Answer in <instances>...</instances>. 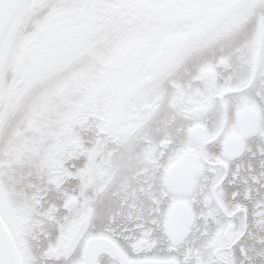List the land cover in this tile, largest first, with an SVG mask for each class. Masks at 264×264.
Returning <instances> with one entry per match:
<instances>
[{
	"label": "snow or ice",
	"instance_id": "obj_1",
	"mask_svg": "<svg viewBox=\"0 0 264 264\" xmlns=\"http://www.w3.org/2000/svg\"><path fill=\"white\" fill-rule=\"evenodd\" d=\"M187 27L208 46L110 149L0 173V264H264V0Z\"/></svg>",
	"mask_w": 264,
	"mask_h": 264
},
{
	"label": "trees",
	"instance_id": "obj_2",
	"mask_svg": "<svg viewBox=\"0 0 264 264\" xmlns=\"http://www.w3.org/2000/svg\"><path fill=\"white\" fill-rule=\"evenodd\" d=\"M123 1L43 0L18 18L0 60V173L6 184L40 160L57 133L55 127L63 119L66 101L69 99L71 109L78 108L83 102L79 95L91 92L102 80L109 60L101 58L106 52L97 47L113 48V55H118L125 48L142 45L149 37L150 31L139 21L104 12L120 7ZM88 8L99 10L89 15L98 30L52 68L19 87L15 97L10 98L18 82L15 69L23 49L42 41L38 35L53 19L64 14L81 15Z\"/></svg>",
	"mask_w": 264,
	"mask_h": 264
},
{
	"label": "flooded vegetation",
	"instance_id": "obj_3",
	"mask_svg": "<svg viewBox=\"0 0 264 264\" xmlns=\"http://www.w3.org/2000/svg\"><path fill=\"white\" fill-rule=\"evenodd\" d=\"M158 6L162 12L159 44L155 48L151 45L131 47L117 56L115 61L105 62L108 78L101 84L99 92L79 95V98L85 100L79 108L71 109L69 99L66 101L63 119L55 127L57 133L53 141L47 144L40 160L32 163L31 168L20 177L27 180L38 165L58 163V158H66L71 165L74 160L86 154L110 149L112 134L135 120L148 98L166 83L170 75L167 68L190 59L208 46L197 41L187 26L209 18L227 26L236 14L239 0L211 7L203 4L184 6L175 0H159ZM168 46H171L167 56L169 58L157 70H150L148 67L151 61L162 48ZM97 49L106 52L101 58H115L113 48L99 46ZM139 49H148L149 53L141 60L134 57V61L132 59L127 66L124 65L126 68L117 70L120 62H123L124 54L131 51L136 53ZM108 84L112 90L106 92Z\"/></svg>",
	"mask_w": 264,
	"mask_h": 264
},
{
	"label": "rangeland",
	"instance_id": "obj_4",
	"mask_svg": "<svg viewBox=\"0 0 264 264\" xmlns=\"http://www.w3.org/2000/svg\"><path fill=\"white\" fill-rule=\"evenodd\" d=\"M43 0H23L20 10L15 15L12 24L8 25L5 31V36L0 43V60L5 56L7 46L10 42L13 30L18 22V18L28 8L39 5ZM159 0H125L120 7L105 9V13L112 16L123 15V18H128L132 21H139L150 31L149 37L146 38V43L143 46L151 45L155 48L159 44L160 22L162 19L161 9L158 6ZM97 8H88L81 15L64 14L56 19H53L46 25L44 30L39 33L35 45H28L23 49L21 57L17 62L15 75L18 78L16 87L10 94V98L16 95L17 89L33 81L38 75L46 72L65 55H69L78 44L94 34L98 29L95 21L89 18V15L97 13ZM124 10V13L121 12ZM110 11V12H109ZM132 52V51H131ZM128 53L122 56L123 62H120L117 70L121 71L126 68L134 57L137 59L146 56L148 49H139L136 53ZM129 56L131 58H129ZM135 59H133L134 61ZM107 77V75H106ZM106 84V83H105ZM111 85H107L106 92L111 91ZM98 93V92H96ZM1 123V119H0Z\"/></svg>",
	"mask_w": 264,
	"mask_h": 264
},
{
	"label": "water",
	"instance_id": "obj_5",
	"mask_svg": "<svg viewBox=\"0 0 264 264\" xmlns=\"http://www.w3.org/2000/svg\"><path fill=\"white\" fill-rule=\"evenodd\" d=\"M22 0H0V38L5 30L13 13L16 11ZM171 46L162 48L156 57L149 64V69H158L167 60L168 54L171 52Z\"/></svg>",
	"mask_w": 264,
	"mask_h": 264
}]
</instances>
